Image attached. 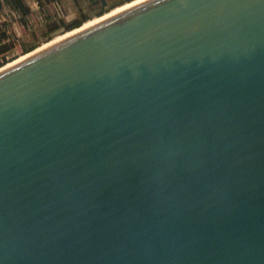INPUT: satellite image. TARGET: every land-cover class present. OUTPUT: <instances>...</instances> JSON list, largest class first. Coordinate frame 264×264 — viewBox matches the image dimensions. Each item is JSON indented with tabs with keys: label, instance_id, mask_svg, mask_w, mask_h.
<instances>
[{
	"label": "water",
	"instance_id": "obj_1",
	"mask_svg": "<svg viewBox=\"0 0 264 264\" xmlns=\"http://www.w3.org/2000/svg\"><path fill=\"white\" fill-rule=\"evenodd\" d=\"M0 264H264V0H134L1 65Z\"/></svg>",
	"mask_w": 264,
	"mask_h": 264
},
{
	"label": "rangeland",
	"instance_id": "obj_2",
	"mask_svg": "<svg viewBox=\"0 0 264 264\" xmlns=\"http://www.w3.org/2000/svg\"><path fill=\"white\" fill-rule=\"evenodd\" d=\"M25 1L30 6V12L28 15L13 17L11 14L6 12V14L3 15L4 19L0 20V24L6 23L5 33L7 35V39L3 42L6 50L0 55L1 65L25 54L22 50L23 46L28 42L36 43L37 47L41 46L45 42L47 43L48 41H46L45 32L49 22L55 20L58 23H61V20L63 22H68L81 16L83 13H87L91 19L99 17L97 16L99 4L95 6L90 4L88 0H57L56 2H45L42 6L38 5L35 0ZM104 1L109 7L120 0ZM129 2L124 1L122 5L116 4L103 14H106ZM61 34L63 33L57 31L52 34L51 39Z\"/></svg>",
	"mask_w": 264,
	"mask_h": 264
},
{
	"label": "trees",
	"instance_id": "obj_3",
	"mask_svg": "<svg viewBox=\"0 0 264 264\" xmlns=\"http://www.w3.org/2000/svg\"><path fill=\"white\" fill-rule=\"evenodd\" d=\"M35 1L38 5L42 6L44 5L45 2H54V1L56 2L57 0H35ZM124 1L129 2L131 0H120L109 7L103 8L101 0H88L90 4H93L95 6L99 4L97 16H101L105 11L114 7L116 4L122 5ZM3 2L10 10L17 12L18 16H26L30 12V7L28 5H25L22 2V0H3ZM89 19H91V17L87 13H83L81 16L74 18L68 22H63L62 20H61V23H58L56 20L49 22L47 24V30L45 32L46 41H49L51 39V36L53 33L57 31H60L62 33L70 31L74 28L81 26L84 22L88 21ZM5 30H6V23L0 24V55L3 54L6 50V48H4V43H3L7 39ZM36 47H37L36 43L28 42L27 44L23 46L22 51L23 53H26V52L33 50Z\"/></svg>",
	"mask_w": 264,
	"mask_h": 264
},
{
	"label": "crops",
	"instance_id": "obj_4",
	"mask_svg": "<svg viewBox=\"0 0 264 264\" xmlns=\"http://www.w3.org/2000/svg\"><path fill=\"white\" fill-rule=\"evenodd\" d=\"M22 2L25 5H28L27 2L25 0H22ZM29 6V5H28ZM30 7V6H29ZM6 12H8L9 14H11L13 17L18 16L17 12L10 10L3 2V0H0V20L4 19V14H6Z\"/></svg>",
	"mask_w": 264,
	"mask_h": 264
},
{
	"label": "bare ground",
	"instance_id": "obj_5",
	"mask_svg": "<svg viewBox=\"0 0 264 264\" xmlns=\"http://www.w3.org/2000/svg\"><path fill=\"white\" fill-rule=\"evenodd\" d=\"M129 3H130V2H129ZM127 4H128V3H127ZM125 5H126V4H125ZM116 9H117V8H116ZM114 10H115V9H114ZM96 18H98V17H96ZM93 19H95V18H93ZM93 19H89L88 21L84 22L83 24H85V23H87V22H89V21H91V20H93ZM83 24H82V25H83ZM72 30H73V29H72ZM70 31H71V30H70ZM70 31L64 32L63 34H61V35H59V36H57V37H60V36L66 34V33H68V32H70ZM57 37H55V38H57ZM55 38H53V39H55ZM53 39H51V40H53ZM51 40H50V41H51ZM48 42H49V41H48ZM43 44H45V43H43ZM43 44H42V45H43Z\"/></svg>",
	"mask_w": 264,
	"mask_h": 264
},
{
	"label": "flooded vegetation",
	"instance_id": "obj_6",
	"mask_svg": "<svg viewBox=\"0 0 264 264\" xmlns=\"http://www.w3.org/2000/svg\"><path fill=\"white\" fill-rule=\"evenodd\" d=\"M102 7L103 8H106V7H108V5H106V2L104 1V2H102Z\"/></svg>",
	"mask_w": 264,
	"mask_h": 264
}]
</instances>
